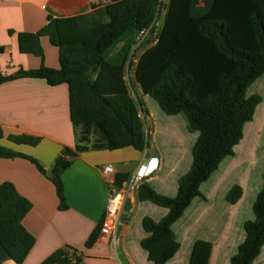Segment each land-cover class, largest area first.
<instances>
[{"label": "trees", "instance_id": "16d2710c", "mask_svg": "<svg viewBox=\"0 0 264 264\" xmlns=\"http://www.w3.org/2000/svg\"><path fill=\"white\" fill-rule=\"evenodd\" d=\"M161 0H117L89 13L56 20L57 69L41 66L0 75V85L22 78L41 79L49 86L66 85L69 117L76 135L74 150L64 148L55 160L52 182L59 209H66L62 174L79 153L132 148L143 152L148 140L142 114L143 101L134 99L124 77V67L138 32L148 28ZM36 33L18 34L19 52L43 59ZM264 75V0H167L158 42L141 55L134 79L144 96L167 116L180 115L187 130L196 134L191 165L177 182L175 197L158 194L147 182L137 199L167 210L159 221L144 217L146 237L140 247L152 264H167L180 249L172 226L193 200L203 199L200 186L234 155L243 128L254 119L262 103L248 89ZM3 137L0 131V139ZM16 145L37 146L40 138L8 136ZM24 158L46 175L36 159L0 145V159ZM117 185L127 175L117 174ZM243 190L233 185L225 196L236 204ZM31 204L9 183L0 185V246L15 264H23L34 238L22 226ZM253 220L242 225L243 241L229 264H253L264 246V169L262 184L252 204ZM101 224L85 246L97 240ZM211 243L194 242L188 264H208ZM73 249H60L41 264H68ZM80 257L77 255L76 264Z\"/></svg>", "mask_w": 264, "mask_h": 264}, {"label": "crops", "instance_id": "0c3cea01", "mask_svg": "<svg viewBox=\"0 0 264 264\" xmlns=\"http://www.w3.org/2000/svg\"><path fill=\"white\" fill-rule=\"evenodd\" d=\"M115 1L0 0V75L35 70L41 64L57 69L56 20L83 15ZM42 29H45L40 38L43 59L21 54L18 34L36 33ZM0 131L3 134L1 146L36 159L45 171L52 169L64 148L74 150L76 146L75 130L69 117L67 86L51 87L44 80L31 78L0 85ZM16 135L38 137L40 142L32 147L7 140L8 136ZM154 135L155 130L143 152L125 148L79 153L61 176L66 204L64 210L59 209L52 182L33 163L24 158L0 159V185L11 184L31 204L22 226L35 242L23 264H41L60 249L75 250L80 257L79 264H152L140 247L146 237L141 221L148 217L146 214L158 211L159 207L139 202L137 195L127 202L117 231L111 237L98 235L91 247L87 248L85 244L104 216L108 199L102 176L105 165H112L116 175L125 174L128 180L139 164L151 156L158 157V171L146 182L157 193L171 189L176 194L177 184H169V181L177 169L168 172L165 166L166 155L172 146L168 141L163 146L157 145ZM242 190L243 197V187ZM242 197L234 205L227 204L228 208L205 206L208 202L205 197L193 200L172 226L180 249L167 264H188L192 246L197 240L212 245L208 264H229L243 241L242 225L250 221L240 206ZM163 210L161 218L167 213ZM0 264H15L1 246ZM253 264H264V246Z\"/></svg>", "mask_w": 264, "mask_h": 264}, {"label": "rangeland", "instance_id": "374dc122", "mask_svg": "<svg viewBox=\"0 0 264 264\" xmlns=\"http://www.w3.org/2000/svg\"><path fill=\"white\" fill-rule=\"evenodd\" d=\"M162 4L165 11L167 0H162ZM124 77L131 96L134 99H141L147 108V113L142 114V119L148 143L151 142L155 130L153 139L157 145L163 146L168 141L172 146L166 155L165 166H167L168 172L177 169L176 174H173L169 181V184L175 185L190 168L191 150L196 140V134L187 130L186 121L182 116H167L151 98L144 97L135 82L133 72L124 69ZM252 94L259 95L262 98V103L257 108L253 121L244 126L243 138L234 148V155L224 159L217 171L200 187V192L208 201L205 206L220 208L227 206L225 208H228L225 194L233 185L242 186L244 195L240 206L249 220L254 218L252 204L261 187L264 169V75L248 89V95ZM158 194L168 198L175 197V192H172L171 189L159 190ZM156 210L158 211L146 215L154 221H159L162 217L160 212H164V210L161 208Z\"/></svg>", "mask_w": 264, "mask_h": 264}, {"label": "built area", "instance_id": "2783aa9c", "mask_svg": "<svg viewBox=\"0 0 264 264\" xmlns=\"http://www.w3.org/2000/svg\"><path fill=\"white\" fill-rule=\"evenodd\" d=\"M162 5L159 7L152 24L148 28L138 32L134 39L124 67L125 70H130L133 74L144 51L158 42L165 16L164 7ZM159 163L158 157H149L139 164L132 176L120 186L117 185L115 179L116 173L114 167L112 165H105L102 168V176L106 184L108 199L99 231L101 237H111L117 231L127 202L131 201L137 195L138 189L142 183L156 174ZM76 257L77 255H70L68 264H76Z\"/></svg>", "mask_w": 264, "mask_h": 264}, {"label": "water", "instance_id": "95a60500", "mask_svg": "<svg viewBox=\"0 0 264 264\" xmlns=\"http://www.w3.org/2000/svg\"><path fill=\"white\" fill-rule=\"evenodd\" d=\"M46 175H47L48 177H51V176H52V169H48V170L46 171Z\"/></svg>", "mask_w": 264, "mask_h": 264}]
</instances>
